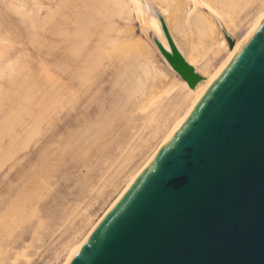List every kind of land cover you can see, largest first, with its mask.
Instances as JSON below:
<instances>
[{
    "label": "bare ground",
    "instance_id": "6f19581e",
    "mask_svg": "<svg viewBox=\"0 0 264 264\" xmlns=\"http://www.w3.org/2000/svg\"><path fill=\"white\" fill-rule=\"evenodd\" d=\"M263 18L264 0H0V76L7 73L4 70L6 68L9 72L12 71L6 77L4 82L6 85L16 83L19 88L22 82L25 83L23 76L27 77L28 72L27 74L25 72L21 79L18 78L26 68L27 70L30 68L28 61L22 62L18 68L14 66L20 58L30 55L34 62L35 71L33 72L39 76L41 74L43 76L41 79L44 78L45 83H52L51 86L56 85L54 88L50 86L55 92L52 93L48 86L44 91L51 95L56 93V98L59 99H63L61 95L67 93L66 97L69 98L70 104L76 101L83 102L81 96L90 93V87L93 85L91 82L95 83L99 74L103 79L102 76L109 73L112 78V88L125 93H117L116 90L108 97L106 96L96 114L89 119H86L89 114L88 109L79 108L82 111L79 113L83 114L85 121L80 125V129L74 132V136L67 134L56 141L60 150L61 147H67L71 139L81 142L93 136H100L109 129L122 112L133 115L139 111L142 114L141 118L144 119L141 129L148 125L152 126L149 138L142 144H136L133 147L127 144L130 149L119 171L120 174L124 173L120 175L119 182L115 180L108 182L116 192L114 197L95 218L93 215H84L83 222L76 233L55 251L53 259L46 264H54L52 260L57 262L56 264L68 263L103 217L160 152L206 86ZM133 20H136L139 25L140 33L138 34L134 30ZM11 24L16 26L19 24L24 29H21L22 31L31 35L33 49L29 54L24 46H20L22 49L19 47L13 49L14 46L12 47L8 42L10 37L8 26ZM230 40L233 41L232 46ZM170 42L183 60L201 76L195 86L191 87L168 59L174 52ZM103 61L105 66L101 67ZM34 78L32 74L26 83L43 90V84L37 79L34 81ZM101 81L96 84L100 92L103 91L104 86V82ZM4 90L5 87L0 83V92ZM44 95L41 97L43 98ZM53 97L55 98L54 95ZM15 98L17 99V96ZM22 98V102L26 100ZM42 98L40 101L39 98L36 100L40 103ZM19 99L16 100L18 106L21 102ZM53 101L55 102V99L51 102L54 106L50 109L51 111H54L56 106ZM45 102L49 101L45 100ZM13 104L15 107L16 104ZM38 105L37 107H43L45 112L48 110L44 104L41 107V103ZM20 107L18 109L22 110ZM24 108L23 106V110ZM18 109L11 113L13 117L14 113L17 115ZM50 110L47 112L49 113ZM10 112L12 109L8 111V116L11 115ZM37 112L39 111H36V116L31 112V118L35 116L36 120ZM43 113L39 114L42 116ZM44 120L45 118L39 121ZM6 121H9V118ZM12 121L15 122V126L20 122L23 125L20 128L21 131L25 130L27 125L23 124L25 123L23 119L18 120L15 116ZM13 124L10 123L6 128L9 129ZM32 124L36 125L33 122ZM32 127L29 126L30 130ZM138 128L137 132L133 133V137H136L141 130ZM10 131H12L11 128ZM32 132H30L31 135ZM21 134L19 130L14 140L16 141ZM12 145L13 143L10 142V148L14 147ZM138 147L142 149L144 147V150L135 153ZM50 153H52L50 147L43 150L39 157L41 165ZM8 154L11 153L8 152ZM141 154L143 156L137 164L133 165L135 161L130 164L133 158ZM3 156L6 159L7 154ZM1 159H3L2 156ZM34 172L32 167L25 174L30 183L37 179L33 175ZM42 174L41 172L43 177ZM41 176L39 179L43 185L45 180L43 181ZM21 183L11 186L6 194L0 196V239L9 236L2 232L9 226V222L17 224L34 215L35 206L32 200L27 197L28 195L25 196L24 190H20L21 186H17ZM36 189L35 187L31 189L33 196L36 194ZM3 219L5 221H2ZM19 254L27 256L24 249L20 250L16 252L10 264H17L16 259Z\"/></svg>",
    "mask_w": 264,
    "mask_h": 264
},
{
    "label": "water",
    "instance_id": "95a60500",
    "mask_svg": "<svg viewBox=\"0 0 264 264\" xmlns=\"http://www.w3.org/2000/svg\"><path fill=\"white\" fill-rule=\"evenodd\" d=\"M67 264H264V18Z\"/></svg>",
    "mask_w": 264,
    "mask_h": 264
},
{
    "label": "rangeland",
    "instance_id": "374dc122",
    "mask_svg": "<svg viewBox=\"0 0 264 264\" xmlns=\"http://www.w3.org/2000/svg\"><path fill=\"white\" fill-rule=\"evenodd\" d=\"M11 16L15 18L13 15ZM133 24L135 32L137 34L140 33L139 25L136 20H133ZM8 28L10 32L8 42H10L12 47L14 46L13 49H17L18 47L20 49V46H24V49L29 54L33 49L31 35L22 31L24 29L22 26H19V24H17V26L11 24ZM166 33L169 39L167 28ZM16 44L19 45L17 46ZM170 46L173 49L171 42ZM27 61L30 70H27L26 68V70H24L22 75L18 78L21 79L23 74H25V72L27 74L28 72L27 77L23 76L25 83L22 82V84L19 85V88L16 83L12 85H6V83H4L6 77L12 71L9 72L6 68L4 70L7 71V73H5L7 75L5 76V74H2L0 76V83L5 87L4 91H6L5 93L4 91L0 92V101H2L0 102V196L6 194L11 186H16V183L22 182L21 185L17 186H21L20 190H24V193H26L25 196L28 195L27 197L32 200L35 206L33 215L35 217L31 216L27 220L21 222L19 221L17 224L14 223L16 226L13 222H9V226L3 229L2 232L7 233L9 236L4 239H0V241L2 240L0 243L2 249V254L0 253V264H10L11 261H13L16 252L23 249L25 250L27 256L24 257L23 254H19L16 259L17 264H46L53 259L55 251L79 229L83 222L84 215H93V218H95L114 197L116 192L113 191L112 185L108 182L110 180L119 182L120 175L124 173L120 174L119 172L121 170V163L124 162V157L129 152L130 144L133 147L136 144H142L144 140L146 141L149 138L152 127L151 125H148L141 129L143 126L141 124L144 119L143 117L141 118L142 114L139 111L137 113H133V115L128 112H122L120 116L114 120L113 124L110 125L109 129L100 136H93L92 138L84 141L81 140V142L71 139L69 145H67V147L65 146L66 148L61 147V150H63L61 151L56 141L60 139V137H64L67 134L74 136V132L80 129V125H82L85 121L84 117H82L83 114L81 113V109H88L89 114L86 119H89L96 114L98 108L102 104V101L106 99V96L108 97L109 94H112L116 90L117 93L123 92L119 89L112 88V78L109 73L102 76L103 79L99 74L97 75L95 83L91 82L93 85L90 87V93H85L81 96L83 102L80 103L79 101H76L74 104H70V102H68L69 98L66 97L67 93L65 95L63 94L66 97V100L63 95H61V98L63 99H59L56 98V93L53 94L55 96L54 98L51 93L45 92V88H47V86L50 91L52 90V93L55 92L52 88L56 87V85L51 86L52 83H45V79H41V77H43L41 74L39 76V74H35L33 72L35 71L34 62L32 61L30 55L20 58L14 67L18 68L22 62ZM104 62L105 61L101 63V67L105 66ZM98 70H100V68H98ZM32 74L35 77L33 79L34 81L37 79L43 84V90L41 88H34L35 86L31 87L32 84L29 86L26 83ZM95 76L96 75H94V77ZM100 80H102L101 82H104L103 91L101 92L98 87H96V84H98ZM120 87L122 86L120 85ZM20 95L27 101L24 100L23 103V98L20 97ZM43 95L44 97L42 98L41 96ZM16 96L17 99L15 98ZM38 98L39 101L40 98H42L43 102H40V107L44 104L46 106L44 107L48 108L46 112L54 107L53 103H51L52 100L55 99V102L53 101L54 105L58 106H55L54 111L50 110L52 113H46L43 107H37V105L40 104L39 101L36 100ZM18 99L21 101L19 102V106L17 104L18 102H16ZM57 99L59 100V103ZM45 100L49 102H45ZM65 100L66 102H64ZM13 103L16 104L15 107L21 106L22 110L23 106L28 109L24 108L23 111L21 109L20 111L18 107H14ZM36 103L38 104L36 105ZM46 103L52 105L50 106ZM63 104L66 105L64 106ZM11 109L12 112H10V114H13V111L16 112V109H18L17 115L15 113L14 115L17 116L18 120L23 119L25 122L23 124L27 125V128L25 127L24 131H21L20 129L21 126H23L20 122L15 126V122L12 121L15 116L13 117L12 114L8 116V111ZM41 109H43V111ZM37 110L39 112H37L38 116L35 120ZM25 111L27 112L24 115ZM79 111L81 112L79 113ZM31 112L35 115L33 118H31ZM39 113H43L45 118L44 121H39L44 119L42 118L43 115L41 116ZM26 114L28 116L30 114L29 118ZM46 115L47 119L45 117ZM2 118L5 119L3 120ZM8 118L11 124L14 123L11 127H9V129L6 128L10 124L9 121H6ZM28 122L31 124L32 122L36 123V125L32 124V127L31 124H27ZM37 124L38 127L40 126L39 128L36 127ZM29 126L32 127L31 130ZM137 127H139L138 130H141L138 131L139 133L136 134L137 136L135 135L136 137H133V133L137 132ZM10 128L12 131H10ZM19 130L22 134L15 141V135L19 133ZM29 130L30 132L33 131L32 135L34 132L36 133L32 136L31 133L28 132ZM26 135L27 137H25ZM29 136L31 137L29 138ZM72 136H69V138H73ZM10 137L13 138L11 139ZM10 142L13 143V148H10ZM127 144H129V146ZM49 147L51 148L52 153H50V155L42 161L43 163L41 165L39 157L43 150ZM140 150L143 151L144 147L143 149L142 147L136 149L135 153ZM7 151L11 154H8ZM2 154H7L6 159H4ZM1 156L3 159H1ZM142 156L143 154L136 156L130 164L134 161L133 165L137 164ZM32 167H34V171L36 172V174L34 172L33 175L36 176L37 179L34 181L32 180L30 183V181H27L25 174ZM43 169L46 171H42ZM40 170L45 179L41 176ZM40 176L43 181L45 180L43 185L41 184L42 181L39 179ZM23 181L25 182L23 183ZM25 183L26 185L24 186ZM34 187L37 189L35 191L36 194L33 196L31 189H34ZM2 221L5 220L3 219ZM12 225L13 228H11ZM52 262L54 264L57 263L54 260H52Z\"/></svg>",
    "mask_w": 264,
    "mask_h": 264
}]
</instances>
